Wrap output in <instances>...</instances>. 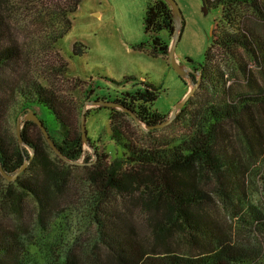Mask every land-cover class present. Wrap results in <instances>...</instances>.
I'll use <instances>...</instances> for the list:
<instances>
[{
	"label": "trees",
	"instance_id": "16d2710c",
	"mask_svg": "<svg viewBox=\"0 0 264 264\" xmlns=\"http://www.w3.org/2000/svg\"><path fill=\"white\" fill-rule=\"evenodd\" d=\"M0 1V163L13 176L29 160L14 181L0 171V264L262 263L264 244L250 247L232 240L217 208L221 202L228 216L240 217L264 233V211L249 200L248 160L235 141L238 135L255 158L264 156V124L256 111L264 114V34L259 30L264 25V0H206L220 18L215 20L206 61L194 67L192 77L201 81V87L214 89L219 102L193 113L187 137L142 144L124 119L133 112L142 124L157 130L167 121V115L154 108L161 87L144 82L124 92L115 99L124 108L108 107L110 139L123 149L122 156L109 162L106 147L89 136L94 152L88 151L78 105L23 71L22 46L1 8L8 0ZM42 2L40 15L53 26L45 41L54 47L72 29V16L83 0ZM144 25L153 53L167 56L170 42L161 33L168 32L170 40L175 35L171 4L152 0ZM87 50L86 44L76 42L72 55ZM227 62L240 67L250 92H233ZM31 111L43 121L62 155L28 118ZM19 119L27 146L10 130L11 121L17 127ZM79 167L87 169L86 185L76 188L73 170ZM27 199L34 204L28 213ZM75 206L81 210L73 218ZM137 213L144 220L139 222ZM63 218L71 219L70 229L62 224ZM72 219L78 225L72 226ZM176 229L198 249L195 253L173 250L167 241ZM146 234L155 244L146 242ZM38 243L47 252L43 258L33 250ZM158 245L165 250H157Z\"/></svg>",
	"mask_w": 264,
	"mask_h": 264
},
{
	"label": "rangeland",
	"instance_id": "374dc122",
	"mask_svg": "<svg viewBox=\"0 0 264 264\" xmlns=\"http://www.w3.org/2000/svg\"><path fill=\"white\" fill-rule=\"evenodd\" d=\"M151 1L83 0L72 16V29L54 47L45 41V35L50 33L53 26L44 21L40 15L44 7L42 0H8V3L1 7H4L2 12L12 26L15 41L22 46L23 71H27L28 75L30 74L45 85L60 90L69 101L78 105L81 131L82 115L86 110L87 134L102 148L106 147V152L109 154L108 162L122 156L123 149L110 139L112 133L110 109L91 103L94 100H101L98 97L115 101L117 96H121L124 92L142 87L144 82L161 87V93L154 103V108L167 115L169 124L154 130L139 123L131 115L125 116L124 121L129 124L133 135L135 134L142 144H163L166 141L172 143L187 137L192 128L193 113L208 103L219 102L220 95L214 89L201 87L200 84L195 94L183 107H187L185 113L183 114L182 108L174 117L177 105L186 98L196 80L192 82L189 78L180 76L168 55L153 53L150 36L146 33L144 25L146 10ZM176 1L181 9L183 21L181 38L175 55L183 67L195 72L194 67L206 61V53L216 28L215 20L220 18V14L216 8L209 9L206 0ZM259 30L264 34V25H259ZM161 36L170 42V46L174 43V36L170 40L168 32H162ZM76 42L86 44L87 52L80 56H73ZM188 58L192 62H189ZM63 65L68 70L64 72L56 70ZM226 67L230 71L229 79L233 92H250L249 81L242 76L240 67L233 63H228ZM253 70L260 79H263L258 69L253 67ZM256 111L259 121L264 124V114L258 108ZM180 115L182 117L179 119ZM16 128V122L11 121L10 130L15 138H17ZM235 139L241 155L248 160L249 200L264 211V181L262 180L264 156L255 158L251 151L245 148L244 142L238 135ZM87 149L94 152L90 145H87ZM86 174L87 169L84 167L73 170L76 188L86 185ZM24 204L26 213L34 208L30 199H27ZM75 207L73 218L76 217L77 211L81 210L80 206ZM228 213L229 211L219 202L217 217L225 230L231 234L232 240L250 247L258 246L259 243L264 244L263 232L254 231L250 225H245L240 217L228 216ZM137 216L139 222L142 221L143 214L137 213ZM72 220V226L78 225L76 219ZM70 222L71 219H62V224L67 229H70ZM179 233L180 231L176 229L174 236L171 235L168 238L167 242L173 250L180 253H195L198 249L193 247L187 238H181ZM146 242L154 243L150 234H146ZM156 249L165 250V246L158 245ZM33 250L39 258L46 256L47 252H43L39 243L38 246H33ZM260 262L262 263L259 264H264V255Z\"/></svg>",
	"mask_w": 264,
	"mask_h": 264
},
{
	"label": "water",
	"instance_id": "95a60500",
	"mask_svg": "<svg viewBox=\"0 0 264 264\" xmlns=\"http://www.w3.org/2000/svg\"><path fill=\"white\" fill-rule=\"evenodd\" d=\"M174 11V15H175V22H176V30H175V35H174V43L170 46V50H169V54L168 56L170 57L172 64L175 68V70L178 72V74L182 77H187L189 78L192 82H194V78L192 77V74L195 73L193 72L192 69L190 68H186L183 67V65L179 62V60L177 59L176 55H175V51L178 45V42L181 38V30H182V21H183V16H182V12L181 9L179 8V5L177 3L176 0H167ZM201 75V74H200ZM201 84V81L195 82L194 87L189 91V93L187 94L186 98L177 105L175 111H174V117L177 115V113L188 103V101L190 100V98L195 94L197 88L199 87V85ZM91 103L93 105H99V106H103V107H121L124 108V106L116 101H109V100H105V99H101V100H94L91 101ZM127 110V109H126ZM129 111V110H127ZM132 114V116L139 122L142 124V122L137 118V116L133 113L130 112ZM28 118L34 120L36 123H38V125L40 126V128L42 129L46 139L48 140V142L50 143L51 147L60 154L59 150L57 149L54 141L52 140L47 128L45 127L43 121L37 116V114L34 111L30 112V115L28 116ZM170 121H166L164 123H162L161 125H158V128L163 127L167 124H169ZM152 128V127H150ZM82 135L84 140L88 143V145L91 146L90 144V140L88 138V134H87V128H86V110H84L83 115H82ZM17 137L18 140L20 142V144L26 145V142L23 138L22 135V123L21 120L19 119L18 124H17ZM62 155V154H60ZM29 164V160L26 161L24 167L18 171L15 175L11 176L8 175L4 170L3 167L0 163V171L1 173L9 180V181H14L15 179H17L19 177V175L25 170V168L27 167V165Z\"/></svg>",
	"mask_w": 264,
	"mask_h": 264
}]
</instances>
